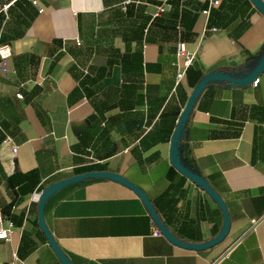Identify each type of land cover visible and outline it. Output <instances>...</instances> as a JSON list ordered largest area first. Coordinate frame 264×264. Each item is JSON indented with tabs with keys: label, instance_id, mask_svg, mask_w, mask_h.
I'll list each match as a JSON object with an SVG mask.
<instances>
[{
	"label": "crops",
	"instance_id": "1",
	"mask_svg": "<svg viewBox=\"0 0 264 264\" xmlns=\"http://www.w3.org/2000/svg\"><path fill=\"white\" fill-rule=\"evenodd\" d=\"M33 1L0 0V212L13 224L0 264H61L38 227L37 195L93 171L134 184L180 241L217 236L222 214L170 165V142L205 76L243 79L258 65L264 15L250 0ZM179 41L193 60L175 86ZM257 79L205 86L177 144L181 164L225 203L221 243L190 251L153 236L136 194L98 178L42 206L69 262L264 264V72Z\"/></svg>",
	"mask_w": 264,
	"mask_h": 264
},
{
	"label": "water",
	"instance_id": "2",
	"mask_svg": "<svg viewBox=\"0 0 264 264\" xmlns=\"http://www.w3.org/2000/svg\"><path fill=\"white\" fill-rule=\"evenodd\" d=\"M251 3L255 6V8L264 15V2L262 0H250ZM264 72V56H262L260 62L255 67V69L251 72V74L247 78H236L231 75L222 73V72H214L205 76L194 88L191 96L188 99V102L184 109L182 110L179 119L176 123L174 132L172 134L171 142H170V165L177 171L181 176L185 177L188 181L194 184L196 187L201 189L205 194H207L218 206L221 214H222V228L221 231L218 233L217 236L212 238L211 240L200 243V244H190L177 239L173 234H171L165 225L162 223L161 219L159 218L157 212L155 211L154 207L151 205V202L148 200L147 196L139 190L134 184L129 182L123 176L118 174L110 173V172H87L80 175H75L70 178L64 179L62 181L52 183L48 185L39 195L38 197V227L40 231L46 237L49 247L54 252L55 256L59 260L61 264H71L67 257L59 250L57 247L53 237L48 232L44 219H43V211L42 206L45 203L46 199L51 196L55 191L65 186L80 183L83 181L91 180V179H106L114 181L127 189L131 190L136 196L146 205L154 223L158 227V230L161 234L165 236V238L174 244L175 246L190 250V251H202L209 248L216 246L217 244L221 243L225 237L228 235L229 227H230V218L225 206L224 201L222 200L221 196L209 185V183L202 177L194 174L193 172L186 169L179 160V154L177 152V144L179 142V137L182 131V128L187 121L190 112L194 106L195 101L199 97L201 91L204 89L205 86L212 82H225L232 85L237 86H245L251 85L257 77Z\"/></svg>",
	"mask_w": 264,
	"mask_h": 264
},
{
	"label": "built area",
	"instance_id": "3",
	"mask_svg": "<svg viewBox=\"0 0 264 264\" xmlns=\"http://www.w3.org/2000/svg\"><path fill=\"white\" fill-rule=\"evenodd\" d=\"M35 6L37 5L35 1L30 0ZM217 2H214V5H216ZM164 12V8L162 6L157 8V11L155 13V16H158L159 14ZM203 13H207V11H204ZM175 55H176V59H177V72H176V80H175V86L178 84V82L183 78L185 71L191 66L192 64V55L187 51L186 45L184 42L179 41L176 44V50H175ZM0 56L1 58H6L8 56V52L7 50H5L4 47H0ZM258 79H256L252 85H257ZM11 152L12 153H16V148L12 147L11 148ZM41 194V192L37 195L39 197V195ZM13 229V224L10 221L9 218H7L6 216H4L1 212H0V240L1 241H8L10 234L12 232ZM153 236L155 237H161L162 234L160 233V231L158 229H155L153 231Z\"/></svg>",
	"mask_w": 264,
	"mask_h": 264
}]
</instances>
